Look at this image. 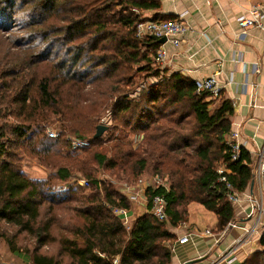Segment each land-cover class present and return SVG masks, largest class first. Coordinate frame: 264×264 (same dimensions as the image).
Here are the masks:
<instances>
[{
	"label": "trees",
	"instance_id": "trees-1",
	"mask_svg": "<svg viewBox=\"0 0 264 264\" xmlns=\"http://www.w3.org/2000/svg\"><path fill=\"white\" fill-rule=\"evenodd\" d=\"M159 8L153 0H0V14L23 31L13 46L20 50V57L0 69L1 88L5 91L0 90L5 93L0 95V109L4 118L15 115L13 105L26 113L31 110L27 127L22 122L0 126V223L35 239L36 247L24 253L30 264H114L115 260L117 264H171L175 238L169 228L186 221V205L198 203L215 213L219 231H225L234 221L233 205L224 184L218 181L217 170L223 166L227 181L242 194L254 178L253 158L240 148L238 158L232 159L235 144L228 137L234 106L222 91L218 98H211L207 93H197L195 81L181 73L167 76L161 68L152 67L156 65L152 57L158 41L138 39L136 26L144 20H173L158 19V14L152 19L145 17L147 11ZM1 22L0 28L5 29V20ZM136 65L138 71L150 70L161 80L146 92L145 100L133 104L121 85L131 79H126V73ZM34 85L36 97L31 94ZM86 87L88 91H84ZM160 87L164 89L161 92ZM111 99L114 101L110 109L115 118L134 128H141L139 123L150 119L143 111L146 100L157 113L163 112V105L173 108L172 115L179 112L170 121L175 128L159 126L155 135L147 137L149 144L154 141L172 155L181 156L170 172L169 186L153 185L146 189L148 209L155 196L167 200V221L144 213L127 230L124 218L113 212L124 210L130 214L128 198L91 180V194L80 199L81 207L74 210L83 219L82 226L73 227L74 239H57L53 229L58 221L47 215L63 198L47 196L43 192L45 183L31 180L21 172L9 155L12 141L8 134L19 139L27 137L43 110L53 109L56 116L68 121L81 103H89L95 107L89 115L96 117ZM185 112L187 115H181ZM136 117L138 120H134ZM190 118L191 121L186 120ZM49 139L58 141L57 137ZM96 141L94 138L93 142ZM136 164L139 167L134 174L140 175L146 163L138 160ZM57 174L64 180L70 175L65 168ZM43 202L49 204L45 215L41 212ZM0 238L12 252L20 251L16 237L1 228ZM54 242L59 244L55 255L40 253ZM258 243L261 249L243 264H264V233Z\"/></svg>",
	"mask_w": 264,
	"mask_h": 264
},
{
	"label": "rangeland",
	"instance_id": "rangeland-1",
	"mask_svg": "<svg viewBox=\"0 0 264 264\" xmlns=\"http://www.w3.org/2000/svg\"><path fill=\"white\" fill-rule=\"evenodd\" d=\"M7 19V16L0 14V24L3 25L1 22L3 20L6 22V28H0V69L3 68V64L20 57V50L14 49L13 46H16V40L23 34V31ZM160 66V64H156L152 67L160 68ZM138 68L136 65L131 70L128 69L126 79L130 77L131 79L128 82L124 80L125 84H120L123 86V90L129 94V99L133 104L139 100H145L143 96L147 95L146 92L157 87L161 80L153 76L150 70L140 72L137 70ZM0 79V90L5 92L1 88L3 79L1 77ZM88 90L89 87H86L84 91ZM160 90L164 89L160 87ZM8 91L7 93L10 94L11 90ZM1 94L5 93L0 92ZM31 94L36 97L35 85L31 87ZM113 99L107 102L96 117L89 115L90 112H94L95 108L89 103H81L79 109L75 110L76 115H71L68 121H63L61 116H56L53 109L43 110L41 118L31 125L32 129L27 137L19 139L17 136L8 134V139L12 141L9 145V155L12 161L19 166L21 172L31 180L45 183L43 192L47 196L63 198L62 202L54 207V211L47 215V218L55 217L58 221L53 229V236L57 239L60 236L74 239L73 227L82 226L81 224L84 222L83 219L76 216L77 213L74 210L81 207L80 199L88 197L93 186L84 188L81 182L97 181L99 184L110 186L112 190L125 197L129 193L140 195L146 192L147 186H153L156 183V176L162 179L164 186H169L170 172L177 167V163L180 161V155H172L165 148L159 147L156 142L153 141L154 143L149 144L147 141V137L155 135V128L157 129L159 126L175 128L170 121L177 118L179 112L178 115H172L173 108L163 105L161 108L163 112L157 113L154 106L151 105L152 103L146 100L144 106V102H140L146 109L139 107V110L143 109L150 119L139 123L138 126L141 128H134L128 123L125 124V120L119 122L112 114L110 106ZM162 104H166V101H163ZM11 108L14 109L15 115L5 118L3 116L5 113L0 109V114H2L0 126L2 124L16 125L22 122L27 127L31 110L26 113L27 111L24 109L23 112L19 106L13 105ZM181 115L185 116L187 113H181ZM136 119L138 120V117L134 120ZM186 120L191 121L192 119ZM99 125L107 126L108 129L100 138L95 139L96 142H93L96 128ZM49 132H54L58 141L54 139L50 141ZM33 134L36 136L33 137ZM74 140L84 141L88 144L78 150L71 144ZM3 160L4 158L1 161ZM138 160H144L146 167L140 175H135L134 170L139 167L136 164ZM60 168H65L69 172L70 175L66 180L59 178L57 171ZM139 180H142L145 185L138 187ZM129 202L132 214L122 220L127 230L131 228L137 216L147 213V203L140 197L136 201L129 200ZM48 209V202H43L41 204L43 215L48 213ZM113 214L119 215V212L117 213L116 210ZM166 224L168 226V223ZM0 228L9 236L16 237L20 250L12 252L5 240L0 238V264H30L24 253L26 250H33L36 247L35 239L25 233L19 235L15 227L4 222L0 223ZM263 229L261 226L258 234ZM58 246V243H50L44 249L42 248L40 253L45 251L55 255L59 250Z\"/></svg>",
	"mask_w": 264,
	"mask_h": 264
},
{
	"label": "crops",
	"instance_id": "crops-1",
	"mask_svg": "<svg viewBox=\"0 0 264 264\" xmlns=\"http://www.w3.org/2000/svg\"><path fill=\"white\" fill-rule=\"evenodd\" d=\"M153 1L160 8L147 11L145 17L158 14V19L181 21L187 27L179 46L163 44L166 57L161 70L167 76L181 73L193 81L217 77L222 95L234 106L228 140L252 156L255 169L259 156L264 157V0ZM255 8L262 16L261 27H252L241 36L238 19ZM251 195L250 188L240 194V201L233 205L236 227L225 231L218 230L215 213L198 203L186 205V221L169 228L175 238L171 264H243L259 251L264 229L254 238L246 239L245 233L256 223ZM183 236H188V242L180 244Z\"/></svg>",
	"mask_w": 264,
	"mask_h": 264
},
{
	"label": "built area",
	"instance_id": "built-area-1",
	"mask_svg": "<svg viewBox=\"0 0 264 264\" xmlns=\"http://www.w3.org/2000/svg\"><path fill=\"white\" fill-rule=\"evenodd\" d=\"M261 18L260 12L257 8L253 9L248 16H243L238 19V27L240 30V35L245 36L248 30L252 27H261ZM187 27L184 23L177 20H168V21H154V20H144L137 24L136 26V37L138 39L150 38L153 40H160L162 38H166L167 42L173 44L174 46H179L182 42V36L185 34ZM166 57V52L163 45H159L156 49L154 56L152 57V61L154 64H161ZM257 68L255 69V72ZM195 87L197 93H207L211 98H218L222 88L219 84V81L216 76L207 77L201 80L195 81ZM50 138H56L57 135L54 132L48 133ZM74 148H82L88 143L84 141L74 140L71 142ZM240 147L237 145H233L232 147V159L236 160L239 156ZM217 174L219 176L218 181L223 183L226 192L228 201L235 205L240 201V193L235 191L232 184L227 181L226 177V169L222 166L217 170ZM254 180H255V190L254 193L249 196V202L254 209V216L256 219V223L253 227L245 230V233L248 234V237H255L259 228L262 226V220L264 217V157L260 155L254 169ZM156 183L154 186H164L162 179L157 177L155 178ZM81 185L84 188H89L90 183L88 181L81 182ZM145 185L142 180H139L138 187H142ZM149 187V186H147ZM126 197L131 201H136L139 197L149 205L148 198L146 197V192L140 195L129 193L126 194ZM168 202L162 196H155L149 206V214L152 215L157 220L163 222L167 221V210ZM126 219L128 216L127 212L124 210H117V213ZM235 228L236 224L229 223L227 228ZM209 233V232H207ZM188 242V236H183L179 239L180 244H185ZM240 242V241H239ZM234 254V249L229 253V255ZM114 264H117V260L114 261Z\"/></svg>",
	"mask_w": 264,
	"mask_h": 264
},
{
	"label": "water",
	"instance_id": "water-1",
	"mask_svg": "<svg viewBox=\"0 0 264 264\" xmlns=\"http://www.w3.org/2000/svg\"><path fill=\"white\" fill-rule=\"evenodd\" d=\"M166 42H167V39H166V38H162V39L158 40V44H160V45H163V44H165ZM107 129H108L107 126H101V125L97 126L96 134H95L94 138L97 139V138L101 137V136L103 135V133H104ZM254 185H255V180H254V178H253V180H252V182H251V184H250V186H249L251 194H253V191H254Z\"/></svg>",
	"mask_w": 264,
	"mask_h": 264
}]
</instances>
